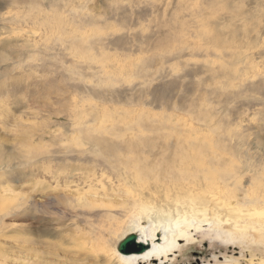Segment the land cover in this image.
Masks as SVG:
<instances>
[{
    "label": "rangeland",
    "instance_id": "374dc122",
    "mask_svg": "<svg viewBox=\"0 0 264 264\" xmlns=\"http://www.w3.org/2000/svg\"><path fill=\"white\" fill-rule=\"evenodd\" d=\"M163 120L209 132L223 155L206 162L233 204L264 188V0H0V264L60 256L33 242L37 229L97 227L70 206L76 195L124 224L135 204L115 135ZM206 224L166 264L264 263L263 231ZM127 230L111 238L116 251Z\"/></svg>",
    "mask_w": 264,
    "mask_h": 264
},
{
    "label": "bare ground",
    "instance_id": "6f19581e",
    "mask_svg": "<svg viewBox=\"0 0 264 264\" xmlns=\"http://www.w3.org/2000/svg\"><path fill=\"white\" fill-rule=\"evenodd\" d=\"M115 138L118 140L116 148L112 146L108 150L122 147L125 151L123 155L115 156L114 162L117 163L116 167L130 195L124 202L135 204L126 213L125 223L110 224L102 220L98 207H92L91 211L85 209L88 204V201L85 202V194L76 195L70 206L74 210L81 208L84 215H93L97 227L93 226L91 219L85 218L81 228L73 231L70 237L58 230L49 233L37 229L33 242L57 250L61 255L47 256L33 250L35 254L31 264H91L86 260L79 261L85 249L95 253V263L149 264L155 261L166 264L171 261L169 257L173 253L183 251L180 242L186 240L189 243L191 232L203 227L196 228L199 224L225 226L231 234L239 230L240 224H243L240 228L264 232V217L253 220L249 213L241 211L243 206L249 204L254 212L264 216V188L248 192L244 204L238 200L233 204L234 197L216 187L219 176L209 168L206 159L223 154L205 128L172 120L135 122L129 123ZM95 144L103 145L101 141ZM107 163L111 165L112 162ZM56 173L53 178L60 179L55 182L59 183L63 174L58 171ZM99 177L103 182L104 176ZM66 188L68 190L70 187ZM98 191L96 189L95 193ZM126 228L127 232L136 235L138 243L149 245L145 252L125 255L117 252L115 246L112 248L111 238L121 235ZM43 235L57 239L59 245L48 244L42 240ZM65 244L75 245L80 253ZM247 264L253 262L247 261Z\"/></svg>",
    "mask_w": 264,
    "mask_h": 264
},
{
    "label": "water",
    "instance_id": "95a60500",
    "mask_svg": "<svg viewBox=\"0 0 264 264\" xmlns=\"http://www.w3.org/2000/svg\"><path fill=\"white\" fill-rule=\"evenodd\" d=\"M149 248V245L137 242V237L134 234L125 237L117 247L121 254L129 255L134 253H143Z\"/></svg>",
    "mask_w": 264,
    "mask_h": 264
}]
</instances>
